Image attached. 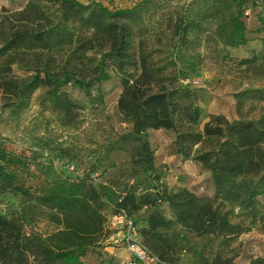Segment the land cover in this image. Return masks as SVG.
Listing matches in <instances>:
<instances>
[{
    "label": "trees",
    "instance_id": "16d2710c",
    "mask_svg": "<svg viewBox=\"0 0 264 264\" xmlns=\"http://www.w3.org/2000/svg\"><path fill=\"white\" fill-rule=\"evenodd\" d=\"M249 1L253 6V0H211L172 25L170 18L166 28L185 44L189 33L197 37L204 23L212 21L214 36L223 46L245 45ZM151 6L145 1L144 7L109 10L78 0H24L17 9L1 6L3 108L17 116L39 91V103L57 125L78 130L79 111L85 107L65 87L77 86L95 108L104 97L99 89L93 95L91 87L106 79L110 68L119 76L117 108L130 128L110 138L98 160L113 152L127 153L126 169L118 168L114 175L99 173V165L91 161L75 176H41L31 155L0 147V195L21 196L54 210L50 219L56 225L52 232L40 233L26 226L24 215L0 211V264H86L83 258L106 236L108 216H122L137 226L141 213L136 228L152 261L177 264L184 256L188 264H235L237 253L231 242L250 226L232 221L222 206L235 205L247 212L264 196V115L230 121L210 114L202 130H194L202 109L195 91L156 59L145 22ZM257 21L258 30L264 32V10L257 13ZM261 42L264 47V36ZM92 51L100 56L89 54ZM260 59L264 55L252 54L240 63ZM15 64L26 74L16 76ZM249 94L264 100V89H245L238 95ZM157 129L176 132L172 154L209 172L212 195L186 186L171 189L160 179L149 141V131ZM47 149L58 160L78 159L69 145L51 142ZM138 173L146 174L150 185L140 187ZM185 235L202 239L201 246L185 242ZM250 264H264V257L252 256Z\"/></svg>",
    "mask_w": 264,
    "mask_h": 264
},
{
    "label": "rangeland",
    "instance_id": "374dc122",
    "mask_svg": "<svg viewBox=\"0 0 264 264\" xmlns=\"http://www.w3.org/2000/svg\"><path fill=\"white\" fill-rule=\"evenodd\" d=\"M83 4H100L109 10L124 9L135 4L144 7V2H151V9L145 16L151 32L150 46L156 49V59L166 64L174 74L180 77V83L192 88L197 95V103L202 109L198 121L192 125L201 131L210 114L224 115L228 120H256L264 115V100L249 95H238L245 89H264V60L252 64H242L245 56L264 55L261 38L264 32L258 30L257 13L264 10V0H253L246 3L244 22L247 28L248 42L238 47H226L214 36V22L204 23V29L198 33L188 34V42H178L168 27L178 17L192 16L199 8L208 6L211 0H78ZM24 0H0V8L5 5L10 9L21 7ZM250 7V8H249ZM144 22V13H143ZM89 54L100 56L98 52ZM108 77L92 87V94L99 89L104 101L97 107H90L83 91L74 85L65 88L74 101L82 106L80 112V128L67 130L59 127L49 111L39 103L40 92L34 93L29 105L17 116L11 115L2 107L0 94V147L37 160V172L45 174L75 176L82 173L93 161L98 170L114 175L118 168L126 169L128 155L118 151L102 160L106 145L117 133L129 130L130 123L125 121L117 108V97L121 87L119 76L110 68H106ZM13 72L23 76L26 71L15 64ZM176 132L170 129L149 131V141L154 149L156 165L160 179L171 189H177L184 182L200 194L210 191L209 175L201 165L188 160L183 166L179 157L172 154L173 140ZM62 143L71 146L78 156L77 161L52 158L47 149L50 143ZM100 158V159H99ZM36 166V165H35ZM35 166H32L34 170ZM39 170V171H38ZM128 172V168L126 170ZM36 172V174H38ZM140 187L150 185L146 174L138 173ZM222 210L227 211L232 221L250 226V231L240 235L231 242L237 253L235 264H249L252 256L264 257V196L258 198L257 204L250 211H241L235 205L224 204ZM0 211L8 215H24L28 228L40 233L55 230L56 225L50 215L54 210L41 206L35 201L13 194L0 195ZM136 217L135 227H139L141 217ZM127 225L109 216L105 223L106 236L99 242V247L92 249L83 258L86 264H159L156 261L141 262L135 259L127 248L125 238ZM139 240H141L139 236ZM185 242L199 248L202 239L191 235L184 236ZM107 247V248H104ZM177 264H188L186 257H181Z\"/></svg>",
    "mask_w": 264,
    "mask_h": 264
},
{
    "label": "built area",
    "instance_id": "2783aa9c",
    "mask_svg": "<svg viewBox=\"0 0 264 264\" xmlns=\"http://www.w3.org/2000/svg\"><path fill=\"white\" fill-rule=\"evenodd\" d=\"M116 219L128 227L125 238L127 240V248L130 250L132 256L141 262L152 261L153 258L148 255L146 248L139 240V234L133 222L129 219H125L122 216H118Z\"/></svg>",
    "mask_w": 264,
    "mask_h": 264
},
{
    "label": "crops",
    "instance_id": "0c3cea01",
    "mask_svg": "<svg viewBox=\"0 0 264 264\" xmlns=\"http://www.w3.org/2000/svg\"><path fill=\"white\" fill-rule=\"evenodd\" d=\"M179 160H180V163L182 164V166H183L186 162H188V160H187V161H182L180 158H179ZM198 164H199V163H198ZM199 165H200V164H199ZM207 173H208V175H209V172H208V171H207ZM181 186H186L187 188H189L185 182H184L183 184H181ZM209 186H210V191L208 192L207 195H212L213 190H212L211 185H209ZM189 189H190V188H189ZM196 193H198V192H196ZM198 194H200V193H198ZM104 248H107V247H104ZM249 264H250V260H249Z\"/></svg>",
    "mask_w": 264,
    "mask_h": 264
}]
</instances>
